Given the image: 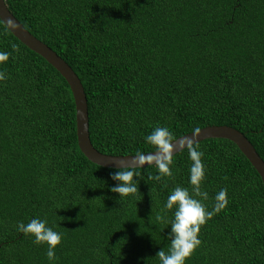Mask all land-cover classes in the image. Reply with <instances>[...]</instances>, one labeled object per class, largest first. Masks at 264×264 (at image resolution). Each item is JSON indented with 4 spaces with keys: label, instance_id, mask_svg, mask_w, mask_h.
Listing matches in <instances>:
<instances>
[{
    "label": "trees",
    "instance_id": "16d2710c",
    "mask_svg": "<svg viewBox=\"0 0 264 264\" xmlns=\"http://www.w3.org/2000/svg\"><path fill=\"white\" fill-rule=\"evenodd\" d=\"M10 13L77 75L89 138L102 154L156 151L144 137L166 126L174 139L208 126L242 133L264 162V0H6ZM0 264H49L46 245L17 222L46 218L62 234L56 264H159L170 227L156 219L176 186L188 187L187 149L173 177L140 173L138 194L110 192L117 169L88 161L77 145L66 81L0 21ZM202 190L211 210L186 264H264V186L228 140L207 139ZM171 216V211L167 212ZM168 227V228H167Z\"/></svg>",
    "mask_w": 264,
    "mask_h": 264
},
{
    "label": "clouds",
    "instance_id": "9594fccd",
    "mask_svg": "<svg viewBox=\"0 0 264 264\" xmlns=\"http://www.w3.org/2000/svg\"><path fill=\"white\" fill-rule=\"evenodd\" d=\"M9 53L0 51V64L7 62ZM6 74L0 71V81L6 80ZM199 129H195L191 138H186L184 147L187 149L188 158L191 161L189 167L188 187L176 186L167 196L163 216L157 215L156 219L168 225L170 231L167 239L169 240L168 250L161 248L157 253L159 264H186L194 251L200 246L199 232L201 227L210 220L213 215L225 209L229 203L227 189L221 188L214 197V204L211 210L204 201L209 199L208 192L202 190L205 180L206 168L202 161L204 153L195 146ZM147 144L154 146L156 151L145 154L137 151L132 159L131 165H123L114 172L110 173V179L115 183L109 189L119 197V201L138 194V184L140 173L136 170L145 164L155 166L157 174L149 177L160 181L163 177H173V145L176 142L173 133L166 126H157L144 137ZM171 211L169 217L167 212ZM167 227V228H168ZM16 231L29 235L37 245H46V256L49 264H56V248L61 244L62 234L50 226L46 218L39 216L30 219L27 223L17 222Z\"/></svg>",
    "mask_w": 264,
    "mask_h": 264
},
{
    "label": "water",
    "instance_id": "95a60500",
    "mask_svg": "<svg viewBox=\"0 0 264 264\" xmlns=\"http://www.w3.org/2000/svg\"><path fill=\"white\" fill-rule=\"evenodd\" d=\"M0 21L20 43L44 59L68 84L75 105L77 145L83 156L91 163L104 168L118 169L121 164L131 165L132 159L135 157L133 155H105L92 146L89 138L87 99L81 81L61 57L22 26L8 10L6 0H0ZM192 135L193 132L175 140L174 155L186 148L184 147L186 138H191ZM207 139H224L233 143L255 169L264 186V162L242 133L228 126H208L199 129L195 144ZM146 166L150 165L145 164L143 167Z\"/></svg>",
    "mask_w": 264,
    "mask_h": 264
}]
</instances>
